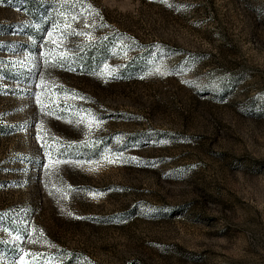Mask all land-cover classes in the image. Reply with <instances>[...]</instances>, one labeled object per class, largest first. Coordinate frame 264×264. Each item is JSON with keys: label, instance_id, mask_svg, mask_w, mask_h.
I'll return each mask as SVG.
<instances>
[{"label": "rangeland", "instance_id": "rangeland-1", "mask_svg": "<svg viewBox=\"0 0 264 264\" xmlns=\"http://www.w3.org/2000/svg\"><path fill=\"white\" fill-rule=\"evenodd\" d=\"M0 264H264V0H0Z\"/></svg>", "mask_w": 264, "mask_h": 264}]
</instances>
